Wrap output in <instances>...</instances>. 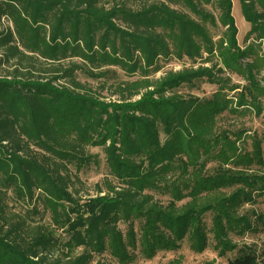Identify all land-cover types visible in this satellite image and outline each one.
Listing matches in <instances>:
<instances>
[{
  "label": "trees",
  "instance_id": "trees-1",
  "mask_svg": "<svg viewBox=\"0 0 264 264\" xmlns=\"http://www.w3.org/2000/svg\"><path fill=\"white\" fill-rule=\"evenodd\" d=\"M240 6L245 47L232 0H0V264H133L209 234L226 264H264L233 241L264 224L244 209L264 198V136L247 151L218 126L263 112L264 0ZM171 58L189 66L155 78ZM93 147L107 175L88 187Z\"/></svg>",
  "mask_w": 264,
  "mask_h": 264
},
{
  "label": "rangeland",
  "instance_id": "rangeland-1",
  "mask_svg": "<svg viewBox=\"0 0 264 264\" xmlns=\"http://www.w3.org/2000/svg\"><path fill=\"white\" fill-rule=\"evenodd\" d=\"M232 10H233V17L235 20V24H237L238 27V34L237 39L238 43L241 47H245L246 45V36L249 33V31L252 28V24L246 22L243 12L241 10L240 6V0H232ZM220 33V30H216L214 32V35H218ZM254 35L251 37V42L253 41ZM249 41V43H250ZM248 45V44H247ZM262 48H264V44L262 43ZM261 55L263 54V51L260 52ZM161 65L163 66V69L161 72H159L157 75H155V78H160L164 76V74L171 70H181L184 66H189V64L184 63L182 61H177L174 58L163 60ZM191 66V65H190ZM5 68H0V75H4ZM117 71V76L119 78L124 79H134L135 76H129L126 74L125 71L121 69H115ZM226 75H228L226 73ZM264 74L261 76L263 77ZM232 82L237 84H245L243 80L236 76H231ZM91 85H93L95 88L100 90L101 88L97 86V84L93 81L90 82ZM219 89V86H216L214 84H204L201 85L197 90L194 89L192 94H197L199 97H210L213 93H215ZM109 90H106L105 92H102L104 96L109 95ZM187 91V90H186ZM101 92V91H100ZM191 94V93H190ZM233 93H231L229 96H232ZM112 98H115L114 96ZM246 109H240V113L234 114L230 112H225L218 121L219 130H227L231 133H238V131H243V135L241 138L240 146L244 150H251L252 145V138L254 137H262L264 136V105H263V112L261 115H257L255 111H244ZM90 153L93 155H96L97 158H99V164H94L92 166H87L83 168V170L80 173V177L82 181L85 183L88 187H93L94 184L98 181H101L106 175V167L105 162L103 158V150L99 147H93L90 149ZM244 209H251L252 211H255L257 214H263L264 215V198H258L254 202V204H247ZM210 214L207 216V224L208 226L211 225L210 221ZM255 230L253 232H248L244 236L237 238L233 237V241L236 244H248V245H262L264 244V224L255 221ZM121 229H125V225L120 226ZM211 245L202 253H194L190 249V243H188V240L185 239L182 243V246L180 249H175V251H168V252H159L154 256L153 259H148L143 256H137L136 261L133 264H226L227 259L223 257H217V252L213 247V238L211 237L212 234H209ZM81 253V251H78ZM229 256H232V254H229ZM102 260L105 262V264H117L116 261L110 258L108 255H102L100 257H96V260ZM95 264V263H93Z\"/></svg>",
  "mask_w": 264,
  "mask_h": 264
}]
</instances>
